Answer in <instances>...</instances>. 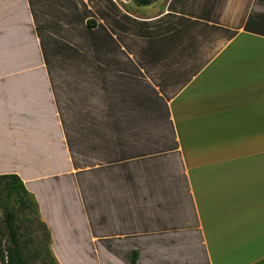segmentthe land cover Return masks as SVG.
Instances as JSON below:
<instances>
[{
    "label": "crops",
    "instance_id": "0c3cea01",
    "mask_svg": "<svg viewBox=\"0 0 264 264\" xmlns=\"http://www.w3.org/2000/svg\"><path fill=\"white\" fill-rule=\"evenodd\" d=\"M10 174L58 264H264V0H0Z\"/></svg>",
    "mask_w": 264,
    "mask_h": 264
},
{
    "label": "trees",
    "instance_id": "16d2710c",
    "mask_svg": "<svg viewBox=\"0 0 264 264\" xmlns=\"http://www.w3.org/2000/svg\"><path fill=\"white\" fill-rule=\"evenodd\" d=\"M132 1L136 6L144 7L153 4L157 0ZM0 206H2L5 212V224L10 240V244L4 249L1 248L0 243V264H30L26 259L24 248H22L20 243V232L15 210L17 206L20 213H23L25 210H32L39 215V211L34 196L27 190L24 182L18 175H0ZM48 240V252L51 254L53 261L58 264L50 248V233ZM136 258L137 254L134 252L133 261Z\"/></svg>",
    "mask_w": 264,
    "mask_h": 264
},
{
    "label": "rangeland",
    "instance_id": "374dc122",
    "mask_svg": "<svg viewBox=\"0 0 264 264\" xmlns=\"http://www.w3.org/2000/svg\"><path fill=\"white\" fill-rule=\"evenodd\" d=\"M17 224L19 227L20 243L24 248L26 259L30 264H56L48 252L49 233L41 222L38 213L25 210L20 213L16 206ZM0 243L4 249L10 244L5 224V212L0 206Z\"/></svg>",
    "mask_w": 264,
    "mask_h": 264
}]
</instances>
